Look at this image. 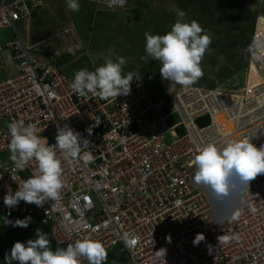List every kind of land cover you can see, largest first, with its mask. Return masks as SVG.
I'll return each instance as SVG.
<instances>
[{
	"label": "built area",
	"instance_id": "built-area-1",
	"mask_svg": "<svg viewBox=\"0 0 264 264\" xmlns=\"http://www.w3.org/2000/svg\"><path fill=\"white\" fill-rule=\"evenodd\" d=\"M31 1L0 0V31L13 34L3 47L14 68L0 82V229L13 228L3 217L31 216L61 248L84 238L100 241L105 264H264V174L222 199L193 181L194 158L207 144L221 147L244 137L264 144V63L253 48L255 34L245 82L233 91L173 86L172 93L162 83L167 100H158L146 89L148 79H134L130 93L116 100L80 97L70 87L73 80L39 48L44 41L30 45L17 32L16 24L41 8ZM83 1L125 10L131 0ZM219 114L232 122L230 134L217 124ZM20 120L34 124L49 145L64 125L90 143L74 160L56 150L65 181L58 200L43 207L21 201L10 210L3 197L37 167L30 161L20 170L10 159L8 124ZM126 233L139 237L135 246L125 245ZM197 234L204 240L194 244ZM161 248L164 257L156 252Z\"/></svg>",
	"mask_w": 264,
	"mask_h": 264
},
{
	"label": "clouds",
	"instance_id": "clouds-1",
	"mask_svg": "<svg viewBox=\"0 0 264 264\" xmlns=\"http://www.w3.org/2000/svg\"><path fill=\"white\" fill-rule=\"evenodd\" d=\"M28 3L34 4L31 0H28ZM67 7L76 12L79 11L80 5L78 0H67ZM176 15L179 19L174 22L167 33L163 35L146 34V55L142 59L151 58V60L160 62L159 73L165 81H160L159 91L152 90L151 83L154 82H152L154 80L152 74L138 76L130 72L124 73L122 66L125 65L126 60L120 57L115 61L111 58L106 59L105 63L99 67L92 66L90 70L95 69L94 71L87 69L77 71L70 85L73 94L80 97L93 94L100 99L114 98L116 100L117 96H126L130 93L134 79L140 81L148 79L146 82L148 92L158 100L163 98L167 100L161 88L162 83L166 84L168 81L169 84L166 85H169V88L176 85L191 87L197 83L204 75L201 61L209 49L211 37L197 21H185L186 13L183 10L177 9ZM30 20L26 23H18L25 25L30 23ZM248 65L247 58L244 79L233 90L243 87ZM154 83L156 84V81ZM202 88L232 90L226 87ZM155 92L163 93L161 96L164 95V97L156 95ZM8 131L11 136L8 145L10 159L15 167L23 170L30 161H35L37 167L17 190L12 193L8 192L3 197L5 207L15 210L21 201L36 207H43L49 201L58 200L65 181L62 162L56 150L59 149L66 160H74L80 154L81 148L90 143L89 140L68 125L57 127L55 144L52 145H49L47 137L37 134L38 130L34 124H25L23 120L9 123ZM87 131L90 135L91 129ZM194 164L196 167L194 183L205 186L214 199L227 198L236 192H242L243 186L248 187L249 181L264 174V144L257 147L251 142L250 137L235 141L228 140L221 147L209 143L198 149ZM2 220L5 225L11 224L12 227L21 228H27L32 222L31 216L14 221L3 217ZM122 239L129 248L139 241V237L131 233L124 234ZM167 239L170 242L171 238L167 237ZM203 240V234H197L193 243L197 244ZM156 252L164 257L166 250L161 248ZM81 257L86 258L88 264H105L107 251L100 241L91 238L77 240L65 248L53 250L50 247L48 234L36 228L34 239L14 242L10 251L5 254L3 264H80Z\"/></svg>",
	"mask_w": 264,
	"mask_h": 264
},
{
	"label": "rangeland",
	"instance_id": "rangeland-1",
	"mask_svg": "<svg viewBox=\"0 0 264 264\" xmlns=\"http://www.w3.org/2000/svg\"><path fill=\"white\" fill-rule=\"evenodd\" d=\"M38 1L42 2L41 8L30 23H17V32L30 45L44 41L39 48L45 57L56 64L59 61L57 67L71 80L81 69L90 70L92 66L103 65L106 59L115 61L122 57L126 60L122 66L124 73L153 74L158 88L160 81H165L159 73L160 62L142 59L146 55V34L163 35L170 31L179 19L176 15L179 9L186 13L185 21H197L211 37L201 61L204 75L193 86L233 90L244 79V73L242 78L235 77L236 70L246 64L257 34V18L259 27L264 24V17L260 16L263 13H259L262 0H141L140 5L136 4L139 0H131L125 10H105L78 0L80 7L76 12L68 9L67 0ZM134 8L140 11L136 20ZM12 39L10 30L0 31V52L5 53L3 46ZM75 46L80 47L79 52L74 51ZM170 91L173 93L175 88L170 87ZM26 236L24 231L0 230V264L14 242H24Z\"/></svg>",
	"mask_w": 264,
	"mask_h": 264
},
{
	"label": "trees",
	"instance_id": "trees-1",
	"mask_svg": "<svg viewBox=\"0 0 264 264\" xmlns=\"http://www.w3.org/2000/svg\"><path fill=\"white\" fill-rule=\"evenodd\" d=\"M140 1H141V0L137 1L136 4L140 5V3H139ZM84 3H85V2H84ZM132 11H133V13H134V19H135V20L138 19V16L140 15V11H139L138 9H136V8H134ZM34 15H35V13L32 14V18L34 17ZM100 15H102V14H99V16H100ZM90 28H91V27L88 26V27H87V30H89ZM86 60H87V59H86ZM81 61H85V59H81ZM57 62L59 63V61H57ZM58 63H57L56 65H58ZM245 67H246V64L241 65V67H239V68L237 67V70H236L237 75H235L236 78H238V77L242 78V73H244ZM238 73H241V75L238 76ZM152 75H153V74H152ZM153 77H154V80H153V81L155 82V81H156V76H153ZM69 79H70V78H69ZM230 83H232V82H230ZM240 84H241V83L239 82V83L235 84V86H236V85H240ZM204 86H206V85H204ZM208 88H209V87H208ZM154 89H155V90H154ZM152 90H154V91H159V89L155 87V83H154V86L152 87ZM36 228H40L43 232H45V233L48 234V239H49V241H50V247H51L53 250H55V249H57V248H61V247H59V246H56V245L53 243V241H52V239H51V236H50L49 228L46 227V226H43V225L39 224L38 222L30 223V224L28 225L27 228L13 227V228H10V229H4V230H6L8 233H9L10 231H24V232H26V233H27V236L25 237V239H23V241L26 242V241L29 240V239H34V238H35V229H36ZM0 230H3V229H0Z\"/></svg>",
	"mask_w": 264,
	"mask_h": 264
},
{
	"label": "bare ground",
	"instance_id": "bare-ground-1",
	"mask_svg": "<svg viewBox=\"0 0 264 264\" xmlns=\"http://www.w3.org/2000/svg\"><path fill=\"white\" fill-rule=\"evenodd\" d=\"M261 25V24H260ZM256 33V32H255ZM256 40L253 43V48L258 49L257 55L262 63H264V24L257 29ZM216 122L218 125H221V128L224 133H231L232 131V122H230L225 114H219L216 116ZM227 135V134H226Z\"/></svg>",
	"mask_w": 264,
	"mask_h": 264
},
{
	"label": "crops",
	"instance_id": "crops-1",
	"mask_svg": "<svg viewBox=\"0 0 264 264\" xmlns=\"http://www.w3.org/2000/svg\"><path fill=\"white\" fill-rule=\"evenodd\" d=\"M262 11L259 12V13H263L262 17H264V0H262ZM257 27H256V30L255 32L257 31ZM14 71V68H13V65L11 64V60H10V56L8 54V52L6 53H3V52H0V75L2 78V81H5Z\"/></svg>",
	"mask_w": 264,
	"mask_h": 264
}]
</instances>
